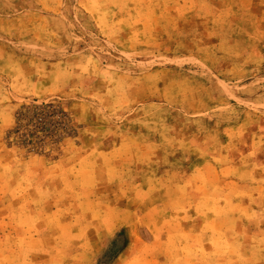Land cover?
Here are the masks:
<instances>
[{
  "label": "rangeland",
  "instance_id": "374dc122",
  "mask_svg": "<svg viewBox=\"0 0 264 264\" xmlns=\"http://www.w3.org/2000/svg\"><path fill=\"white\" fill-rule=\"evenodd\" d=\"M0 264H264V0H0Z\"/></svg>",
  "mask_w": 264,
  "mask_h": 264
},
{
  "label": "trees",
  "instance_id": "16d2710c",
  "mask_svg": "<svg viewBox=\"0 0 264 264\" xmlns=\"http://www.w3.org/2000/svg\"><path fill=\"white\" fill-rule=\"evenodd\" d=\"M39 108V105H35V106H32V107H27V108H24V109H21L18 111V120H17V123L19 124V121L20 119L21 120H25L27 122H32L33 119H42L44 117H49L50 114L49 113H44L42 111H39L38 110ZM24 110V111H23ZM58 122V121H57ZM36 127V126H35ZM18 128H19V125H18ZM22 135H29V136H35V138L37 137L35 133L33 132H30V131H27L26 133H23ZM37 139V138H36ZM32 142L34 141V139H30ZM27 141V140H26Z\"/></svg>",
  "mask_w": 264,
  "mask_h": 264
}]
</instances>
